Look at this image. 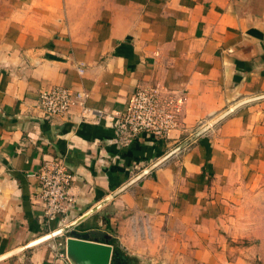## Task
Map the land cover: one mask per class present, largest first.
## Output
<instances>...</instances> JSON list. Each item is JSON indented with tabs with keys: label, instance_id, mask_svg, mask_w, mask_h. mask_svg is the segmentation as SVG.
<instances>
[{
	"label": "crops",
	"instance_id": "obj_1",
	"mask_svg": "<svg viewBox=\"0 0 264 264\" xmlns=\"http://www.w3.org/2000/svg\"><path fill=\"white\" fill-rule=\"evenodd\" d=\"M52 85L87 92L90 112L45 117ZM139 88L172 100L168 138L120 130ZM51 157L75 203L47 224L30 173ZM263 190L264 0H0V264H70L63 237L31 243L107 198L77 226L110 234L124 264H246L233 221Z\"/></svg>",
	"mask_w": 264,
	"mask_h": 264
},
{
	"label": "built area",
	"instance_id": "obj_2",
	"mask_svg": "<svg viewBox=\"0 0 264 264\" xmlns=\"http://www.w3.org/2000/svg\"><path fill=\"white\" fill-rule=\"evenodd\" d=\"M77 69L83 71L82 67ZM87 96L84 90L52 85L41 90L38 105L47 118L65 116L74 107H78L80 114L86 116L90 112L86 105ZM116 121L127 137L144 132L157 139L168 138L169 132L179 125L172 100L162 99L157 88L135 90ZM30 174L38 181L44 222L48 224L57 219L58 223L64 222L69 207L75 203L70 191L74 176L64 158L45 159L40 168ZM57 251L60 257L66 258L64 239L57 242Z\"/></svg>",
	"mask_w": 264,
	"mask_h": 264
},
{
	"label": "water",
	"instance_id": "obj_3",
	"mask_svg": "<svg viewBox=\"0 0 264 264\" xmlns=\"http://www.w3.org/2000/svg\"><path fill=\"white\" fill-rule=\"evenodd\" d=\"M261 96L255 98H248L243 101V103L255 100ZM237 105L230 107L226 112H224L217 119L212 121L211 123L202 127L196 134H193L186 140H184L181 144L170 150L167 154L156 160L151 166L142 170L137 177L145 175L151 169L155 168L159 164H161L164 160H166L169 156L180 150L186 144H188L191 140L199 136L210 126L219 121L226 114L232 112ZM109 198L101 201L94 208H92L88 213L82 216L79 220L65 226L59 228L52 233L46 234L37 240L33 241V243H37L44 240H49L56 236H63L64 239V251L66 259L70 264H114L115 257L117 255L116 250L112 243H110L111 235L95 228H88L85 226H77L79 222H81L87 215L91 212L98 209L104 203H106ZM77 226V227H76ZM101 239V240H100Z\"/></svg>",
	"mask_w": 264,
	"mask_h": 264
},
{
	"label": "rangeland",
	"instance_id": "obj_4",
	"mask_svg": "<svg viewBox=\"0 0 264 264\" xmlns=\"http://www.w3.org/2000/svg\"><path fill=\"white\" fill-rule=\"evenodd\" d=\"M238 207L229 239L233 254L245 257L246 264H264V190Z\"/></svg>",
	"mask_w": 264,
	"mask_h": 264
},
{
	"label": "trees",
	"instance_id": "obj_5",
	"mask_svg": "<svg viewBox=\"0 0 264 264\" xmlns=\"http://www.w3.org/2000/svg\"><path fill=\"white\" fill-rule=\"evenodd\" d=\"M110 243L113 244L114 249H115L116 252H117V255H116V257H117V261L120 262V264H121V263H124L125 260L122 259L121 256L119 255V249H118V246H117V244L115 243L114 239L111 238V239H110Z\"/></svg>",
	"mask_w": 264,
	"mask_h": 264
},
{
	"label": "bare ground",
	"instance_id": "obj_6",
	"mask_svg": "<svg viewBox=\"0 0 264 264\" xmlns=\"http://www.w3.org/2000/svg\"><path fill=\"white\" fill-rule=\"evenodd\" d=\"M55 230H57V229H55ZM55 230H54V231H55Z\"/></svg>",
	"mask_w": 264,
	"mask_h": 264
},
{
	"label": "flooded vegetation",
	"instance_id": "obj_7",
	"mask_svg": "<svg viewBox=\"0 0 264 264\" xmlns=\"http://www.w3.org/2000/svg\"><path fill=\"white\" fill-rule=\"evenodd\" d=\"M121 264H124V263H121Z\"/></svg>",
	"mask_w": 264,
	"mask_h": 264
}]
</instances>
